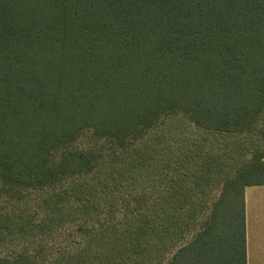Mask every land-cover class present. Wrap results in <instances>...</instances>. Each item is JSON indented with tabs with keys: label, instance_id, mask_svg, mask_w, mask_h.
<instances>
[{
	"label": "trees",
	"instance_id": "16d2710c",
	"mask_svg": "<svg viewBox=\"0 0 264 264\" xmlns=\"http://www.w3.org/2000/svg\"><path fill=\"white\" fill-rule=\"evenodd\" d=\"M179 115L235 144L180 148L145 203L134 160L75 147L126 153ZM252 186L264 0H0V264H248Z\"/></svg>",
	"mask_w": 264,
	"mask_h": 264
},
{
	"label": "rangeland",
	"instance_id": "374dc122",
	"mask_svg": "<svg viewBox=\"0 0 264 264\" xmlns=\"http://www.w3.org/2000/svg\"><path fill=\"white\" fill-rule=\"evenodd\" d=\"M225 140H228V143L232 146L235 144L233 138L228 136L225 138V135H216L199 129L186 117L179 115L164 119V123L157 130L153 131L144 142L138 143L126 153L123 151L114 154L109 142L97 139L91 133L82 138L75 147L103 153L110 164L114 162L120 164L121 162L124 165L123 159L125 156L134 160L135 167L132 171L134 177L130 179L135 186L133 187L135 190L133 195L143 198L145 203L146 200L148 201L152 197V190L155 193L156 190L159 191L162 187L165 188L166 184L169 183V175H172V173L163 170L168 157H171L175 152H179L181 150L180 148H188V146L191 150L196 151L201 148L205 152L213 155L215 153L214 150L218 148L219 144L224 143ZM191 142H193V145ZM160 157L161 160H159ZM118 167L121 168L122 165ZM35 196H37V194H34V197ZM134 202L137 203L138 201L134 199ZM43 203L44 200L39 202L40 205ZM31 207L33 209H31L30 212H33L36 209V205L32 203ZM0 211H4V198L0 200ZM104 216H106V214H103V217ZM67 226L69 230L72 229L76 231L77 227H71L69 224ZM67 237L70 238L71 235L68 230H63L51 236V239H54L50 244H56V248H58L65 243Z\"/></svg>",
	"mask_w": 264,
	"mask_h": 264
},
{
	"label": "crops",
	"instance_id": "0c3cea01",
	"mask_svg": "<svg viewBox=\"0 0 264 264\" xmlns=\"http://www.w3.org/2000/svg\"><path fill=\"white\" fill-rule=\"evenodd\" d=\"M245 199L248 264H264V186L247 187Z\"/></svg>",
	"mask_w": 264,
	"mask_h": 264
}]
</instances>
